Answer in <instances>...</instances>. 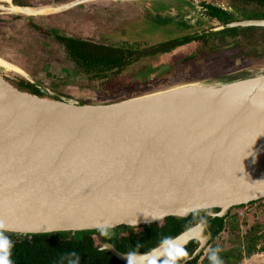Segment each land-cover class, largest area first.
<instances>
[{"label": "water", "instance_id": "95a60500", "mask_svg": "<svg viewBox=\"0 0 264 264\" xmlns=\"http://www.w3.org/2000/svg\"><path fill=\"white\" fill-rule=\"evenodd\" d=\"M93 1L150 0H63L39 8L10 0L0 1V9L38 16ZM238 25L264 30V19ZM240 69L197 83L264 84V60ZM157 92L81 103L43 85L35 93L0 72V230L93 235L97 250L127 264H154L197 241L175 263L186 264L213 238L207 219L146 252H122L110 238L169 217L224 218L264 199V95L246 104L198 103L153 97Z\"/></svg>", "mask_w": 264, "mask_h": 264}, {"label": "flooded vegetation", "instance_id": "af4514ba", "mask_svg": "<svg viewBox=\"0 0 264 264\" xmlns=\"http://www.w3.org/2000/svg\"><path fill=\"white\" fill-rule=\"evenodd\" d=\"M61 1L63 0H14L20 6L33 8L53 5ZM164 1H169L170 6L167 12L163 14V18L170 30L177 34L172 37L169 36L164 41L155 43L146 40L119 39L118 42H114L110 37L107 38V34H111L107 32V28L113 27L121 17L132 16L134 13L133 2H112L113 5L103 6L104 14L100 16L104 20L102 31L108 41L84 38L77 34L80 31L78 28L76 29L78 32L73 33L72 27L69 28V25L76 23V17L89 15L66 14L74 7L61 12L38 16L18 14L15 15V23L23 27L16 30L21 34L17 35L18 38L15 41L18 44L21 41L20 43L23 44V48L20 49L22 54L17 58L19 60L14 58L16 51L10 52L13 56L10 54L3 56L22 68L26 74L39 78V81L35 82L28 78V74L16 77L17 83L23 86L29 84L32 86L29 88L31 90L39 91L40 82L50 85L54 89L53 85L56 83H71L76 80L77 82L80 81V85L86 84L88 87L93 85L106 87L108 92L118 91L122 87L121 85L127 86L130 91L133 86H140L148 76H156L161 71H174L185 64H195L205 60L210 52L222 54L221 52L231 51L234 54L233 51L241 46L244 40L247 41L244 43L249 45L252 42L249 38L256 36L260 31H264L258 27L234 26V23L238 22L264 19V9H261L260 12H254L250 7V2L238 5L234 4V0H194L195 4L191 2L192 0ZM114 4L123 6L119 8ZM193 8L194 10L191 11ZM173 11L177 12L175 15H181L187 23L184 22L185 24H183L171 19L173 18L171 15H174ZM87 20L89 19L87 18ZM55 24L60 25L61 31L53 29ZM190 25L196 27V30L193 31ZM253 30H257L258 33L250 35ZM63 37L65 39H61ZM70 38L91 44V48L87 47V50L91 49L90 54L91 51L95 54L100 52L102 62L96 65L94 58L81 60L79 57H74V51L69 49V41L66 40ZM12 43H9V46L18 51L16 44L12 45ZM32 53L35 56L30 55ZM24 58L32 61L33 66L37 67L38 65L39 70L42 69V73L39 70L37 73L34 72L24 62L20 61ZM61 64H66L65 73L68 76L64 78L54 77L58 74ZM133 68H135V72L132 70ZM141 76L143 78L140 79ZM68 95L66 94V96ZM82 102L85 103L86 101L83 100Z\"/></svg>", "mask_w": 264, "mask_h": 264}, {"label": "rangeland", "instance_id": "374dc122", "mask_svg": "<svg viewBox=\"0 0 264 264\" xmlns=\"http://www.w3.org/2000/svg\"><path fill=\"white\" fill-rule=\"evenodd\" d=\"M191 2L195 4L194 0H192ZM111 3L112 2L107 1H93L85 2L81 5L75 6L73 9L67 11L66 14L75 15L77 13H80L83 15H89H87V17L77 16L75 19L76 23L70 24L69 28L72 27L71 29L73 33H77L78 31H76V29L78 28L80 31L77 34L81 35L84 38L93 39L95 41H108V39H105L104 32L102 31L104 20L100 16L104 14L103 6L113 5ZM133 3V15L121 17L113 27L107 28V32L111 33V36L107 34V38L110 37L114 42H118L119 39H126L131 41L146 40L148 42L156 43L164 41L169 36L172 37L174 35H177L175 31L170 30V28L166 24V20L163 18V14L166 13L169 9V1L150 0ZM174 4L176 5V3ZM114 5L119 8H122L121 6H123L116 4ZM193 10L194 8L191 9V11ZM173 12L174 15H171L173 18H171V16H168V18L185 24V19L181 15H175L177 13L176 11ZM48 14L53 13L48 12ZM15 15L18 14L3 13V10L0 9V33L2 34V32H4L2 35L0 34V58L2 57V59H5L7 61L9 59L5 58V56L3 55H11L12 53L10 52L16 51L14 52V58L17 59L19 58L20 54H22L20 49L23 48V44L20 43L21 41L18 44L15 40L18 38L17 35L21 34L16 30L21 29L23 26H18L17 23H15ZM87 18L90 21L87 20ZM66 27L68 28V26ZM190 28L193 31L196 30V27L192 25H190ZM53 29L61 31L60 25L58 24H55ZM256 32L258 33L257 30H253L250 35ZM249 39L252 41L251 44L246 45L244 42L247 41L244 40L243 44L233 51L234 54H227V52H221L222 54H219V52H210L205 60L198 61L195 64H185L184 66L179 67L174 71H161L156 76H148V78H145L143 80L144 82L141 83L140 86H133L132 90L130 91L127 89V86L121 85L122 87H120L118 91L108 92L106 87L103 88L100 85H93L91 87H88L86 86V84L80 85V81L77 82L76 80H73L71 83H56L55 85H53L54 89L50 87V85H46L41 82L40 85L47 86L54 92H57L64 96H66V94H69L70 96L68 95L69 97H66L77 100L81 103H83V100L89 103H106L121 99H127L129 97H138V95L141 96L154 93L152 91H163L166 90V88L170 89V87L173 88L175 86L188 82L207 83L211 80L218 79V77H228L232 74L242 72L240 70L244 69L240 68L245 67L250 62H262V60H264V31H260L259 34ZM9 43H12V45L16 44V46L18 47V51L12 49L11 46H9ZM253 53H256L257 56L256 54L253 55ZM250 54L256 57L253 58L249 56L248 58V55ZM30 55L35 56L33 53ZM20 61L24 62L26 66L31 68L36 73L39 70L38 65L37 67L33 66V62L29 61L26 58ZM59 67V72L54 77H67L68 75L65 73L66 64H61ZM41 70H39L40 73H42ZM132 70H134V72L136 71L135 68H133ZM0 72H2L4 75L8 76L15 82H17L16 77L20 75L19 73L8 71L2 67H0ZM27 76L35 82L39 81V78L36 76L32 77L29 74ZM142 76L139 78L141 79L144 77ZM231 211L234 214H237L239 217L245 218L249 225L262 223L264 226V200L252 205L248 204L245 206L235 207ZM240 228L244 232L245 227L241 225ZM221 236L222 238H224L226 236V233H221ZM244 264H264V251L254 254L251 258L244 259Z\"/></svg>", "mask_w": 264, "mask_h": 264}, {"label": "trees", "instance_id": "16d2710c", "mask_svg": "<svg viewBox=\"0 0 264 264\" xmlns=\"http://www.w3.org/2000/svg\"><path fill=\"white\" fill-rule=\"evenodd\" d=\"M246 2H250V7L254 12H260L261 9H264V0H234V4L238 5ZM66 40L69 41V49L74 51V57H79L81 60L94 58L96 65L102 62L100 52L95 54L91 51L90 54L91 49L87 50V47L91 48V44L73 38ZM225 52L232 54L231 51ZM255 54L253 53V55ZM253 55H248V58L249 56L253 58L257 56V54L256 56ZM25 86L23 87L29 89L31 85L25 84ZM31 91L39 93L36 90ZM262 200L264 199L251 202L250 205ZM204 219L208 220L209 226L214 230L213 238L199 256L186 264H214L213 259H211L214 252L217 264H244V259L264 251L263 224L249 225L245 218L239 217L232 211L224 218H211L204 212H200L187 218L169 217L162 225L151 224L139 228L125 227L115 237L110 238V241L122 252H146ZM241 225L245 227L244 232L240 228ZM221 233H226V236L222 238ZM197 246L198 242L192 241L170 258L161 260L156 264L180 262L191 254ZM0 264L127 263L118 260L107 251L97 250L93 235L87 234L77 239L66 233L23 236L0 230Z\"/></svg>", "mask_w": 264, "mask_h": 264}, {"label": "bare ground", "instance_id": "6f19581e", "mask_svg": "<svg viewBox=\"0 0 264 264\" xmlns=\"http://www.w3.org/2000/svg\"><path fill=\"white\" fill-rule=\"evenodd\" d=\"M0 1H10V0H0ZM13 12H18L23 10V12H32L31 9L23 8H12ZM46 11V10H45ZM0 67L19 73L20 75H27L21 68L14 65L13 63L0 58ZM158 91V90H157ZM155 92V91H152ZM261 95H264V84L262 81L251 83L249 85L233 89L226 85L218 86H206L201 85L197 82L185 83L175 86L170 89L159 91L153 94V97H170L181 101H196L203 102L209 101L213 98H221L231 100L237 104H246L257 100ZM139 96V95H138ZM130 98V97H129Z\"/></svg>", "mask_w": 264, "mask_h": 264}, {"label": "clouds", "instance_id": "9594fccd", "mask_svg": "<svg viewBox=\"0 0 264 264\" xmlns=\"http://www.w3.org/2000/svg\"><path fill=\"white\" fill-rule=\"evenodd\" d=\"M211 259H213L214 264H217V262H216V257H215V252L213 253V256L211 257Z\"/></svg>", "mask_w": 264, "mask_h": 264}]
</instances>
